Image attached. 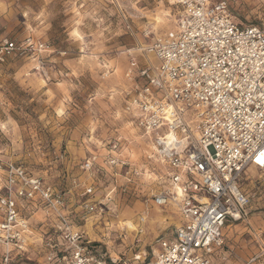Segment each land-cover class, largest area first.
<instances>
[{
    "label": "rangeland",
    "instance_id": "rangeland-1",
    "mask_svg": "<svg viewBox=\"0 0 264 264\" xmlns=\"http://www.w3.org/2000/svg\"><path fill=\"white\" fill-rule=\"evenodd\" d=\"M175 2L0 0V44L45 46L0 62V169L22 167L62 191L73 223L108 264L149 263L158 240L179 224L172 207L152 203L163 169L149 158L153 147L123 98L130 59L157 67L144 49L172 27ZM220 2L239 26L263 27L264 0ZM92 158L94 169L83 170ZM113 158L125 165L110 164ZM88 185V199L103 211L85 221L80 204ZM238 185L249 198L247 217L224 228L217 264H248L264 249V170L245 168ZM29 218L33 244L8 264H43L35 241L50 234L51 220L41 211ZM125 220L133 222L128 233L119 226Z\"/></svg>",
    "mask_w": 264,
    "mask_h": 264
},
{
    "label": "built area",
    "instance_id": "built-area-1",
    "mask_svg": "<svg viewBox=\"0 0 264 264\" xmlns=\"http://www.w3.org/2000/svg\"><path fill=\"white\" fill-rule=\"evenodd\" d=\"M172 27L145 47L157 67L132 58L125 71V111L147 137L150 159L163 169L152 197L155 207H172L179 219L161 237L147 264H217L224 228L246 220L248 196L238 183L247 167L264 170V25L239 26L222 2L176 0ZM44 51L27 40L4 39L0 62L12 54ZM94 158L82 169L92 171ZM110 164L125 165L113 158ZM91 185L81 194V219L96 208ZM41 211L51 232L38 239L43 264H108L73 223L62 191L9 165L0 169V262L33 244L30 215ZM123 238L124 228L119 229ZM141 233L137 230L135 234ZM34 242V243H35ZM264 264V249L248 264Z\"/></svg>",
    "mask_w": 264,
    "mask_h": 264
},
{
    "label": "bare ground",
    "instance_id": "bare-ground-1",
    "mask_svg": "<svg viewBox=\"0 0 264 264\" xmlns=\"http://www.w3.org/2000/svg\"><path fill=\"white\" fill-rule=\"evenodd\" d=\"M132 221L130 220H125V221H121L119 224V226L121 227H125L126 228V231L127 233L130 232L132 230Z\"/></svg>",
    "mask_w": 264,
    "mask_h": 264
},
{
    "label": "snow or ice",
    "instance_id": "snow-or-ice-1",
    "mask_svg": "<svg viewBox=\"0 0 264 264\" xmlns=\"http://www.w3.org/2000/svg\"><path fill=\"white\" fill-rule=\"evenodd\" d=\"M216 3L219 4L220 0H216ZM257 163L264 166V151L260 152L259 156L257 157Z\"/></svg>",
    "mask_w": 264,
    "mask_h": 264
}]
</instances>
